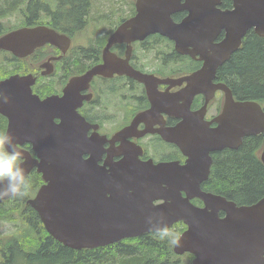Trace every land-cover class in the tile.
Instances as JSON below:
<instances>
[{"label":"water","instance_id":"95a60500","mask_svg":"<svg viewBox=\"0 0 264 264\" xmlns=\"http://www.w3.org/2000/svg\"><path fill=\"white\" fill-rule=\"evenodd\" d=\"M230 1L232 8L222 9L224 0H137L136 16L111 39L130 42L161 33L175 41L179 53L204 61V67L187 78L182 98L189 96L188 106L198 93H205L208 101L223 89L225 103L214 119L216 127L203 121L204 108L199 115L184 113L177 135L174 129L160 130L181 147L184 164L142 162L132 155L104 159L105 137L96 131L88 135L90 127L77 111L80 98L70 100L69 89L62 97L41 99L33 93L32 75L0 80V90L10 96L8 103L0 97L7 131L19 145L32 146L35 156L22 148L26 167L30 173L36 169L44 180L27 204L57 241L75 250L93 249L151 232L149 218L153 226L166 220L169 228L182 221L187 229L173 250L178 255L193 253V264H264V198L238 205L202 188L213 152L238 149L245 137L264 135V107L236 100L229 86L213 83L218 68L240 49L250 30L264 38V0ZM182 11L188 14L176 23L172 15ZM38 32L13 31L0 38V49L27 57L40 41L54 39L53 32L47 38ZM153 110L156 107L149 112ZM261 161L264 164V139ZM193 198L204 205L194 204Z\"/></svg>","mask_w":264,"mask_h":264},{"label":"flooded vegetation","instance_id":"af4514ba","mask_svg":"<svg viewBox=\"0 0 264 264\" xmlns=\"http://www.w3.org/2000/svg\"><path fill=\"white\" fill-rule=\"evenodd\" d=\"M136 4L137 0H87L82 15L75 17L78 0H0V38L20 29L39 30L42 38L55 33L53 41H40L27 57L0 49V80L32 75V90L41 99L62 97L69 89L70 100L80 98L77 111L90 127L88 135L96 131L105 137L104 159L119 161L132 155L156 164L184 163L181 147L160 130L174 129L177 135L183 114L199 115L204 107V121H212L223 109L224 92L217 90L207 105L205 96L197 95L187 107L182 104L184 77L203 62L184 58L175 42L160 34L111 42L137 14ZM185 15L174 19L180 22ZM214 83L227 84L217 75ZM153 107L156 110L149 112ZM0 115L2 131H7L9 120ZM19 147L35 156L30 144Z\"/></svg>","mask_w":264,"mask_h":264},{"label":"trees","instance_id":"16d2710c","mask_svg":"<svg viewBox=\"0 0 264 264\" xmlns=\"http://www.w3.org/2000/svg\"><path fill=\"white\" fill-rule=\"evenodd\" d=\"M224 2V8L232 5L231 1ZM86 3L87 0H78L76 10L72 12L75 17L82 15ZM218 78L229 84L236 99L264 104V38L253 31L248 33L242 48L219 67ZM2 118L0 115V131ZM263 138V135H251L238 149L227 148L213 153L211 174L203 189L224 195L238 205L252 204L264 198V164L260 157ZM30 175L32 189L29 195L6 200L11 206L0 205V223L8 221L18 225L12 233L0 234V264H182L173 245L167 240H159L153 232L91 250L65 246L49 234L32 207L23 210L28 198L43 183L37 171L33 170ZM194 202L200 203L199 200ZM15 213L20 217L16 221L12 220ZM174 227L176 230L170 231L178 235L186 228L183 222Z\"/></svg>","mask_w":264,"mask_h":264},{"label":"clouds","instance_id":"9594fccd","mask_svg":"<svg viewBox=\"0 0 264 264\" xmlns=\"http://www.w3.org/2000/svg\"><path fill=\"white\" fill-rule=\"evenodd\" d=\"M0 97L4 103L10 101L6 90H0ZM19 143L10 130L0 131V199L24 198L32 189V177L26 167V152L19 147ZM146 223L148 230L153 232L156 238L179 246L181 237L170 231L166 220L161 226H153L151 218Z\"/></svg>","mask_w":264,"mask_h":264},{"label":"rangeland","instance_id":"374dc122","mask_svg":"<svg viewBox=\"0 0 264 264\" xmlns=\"http://www.w3.org/2000/svg\"><path fill=\"white\" fill-rule=\"evenodd\" d=\"M227 9H229V8H227ZM251 32V30L248 32V33H250ZM248 35V34H247ZM246 35V36H247ZM245 36V37H246ZM220 38H222V36H220L218 39H220ZM241 49V48H240ZM22 67L23 68H26L27 66H26V64L25 63H23V65H22ZM216 75H217V77H218V71L216 72ZM251 136V135H250ZM254 136V135H253ZM39 189V188H38ZM38 189H36V191L31 195L32 197L33 196H35V194H36V192H37V190ZM0 205H4V208L5 207H8V206H11V204H4V203H2V204H0ZM21 206H23V205H21ZM15 215V218L14 219H12V220H14V221H16V220H18V219H20V217H19V213H15L14 214ZM18 228V225H16L15 223H12V222H8V221H6V222H2V223H0V234H9V233H12L13 232V230L15 229H17ZM172 229H175L176 230V228L175 227H173ZM75 250V249H74ZM81 250H83V249H81ZM189 260H190V258L187 256V255H183L182 257H181V261L180 262H182V264H189ZM191 261V260H190Z\"/></svg>","mask_w":264,"mask_h":264}]
</instances>
